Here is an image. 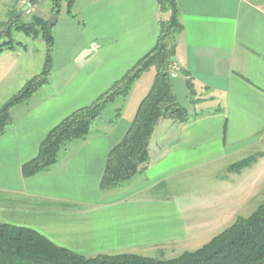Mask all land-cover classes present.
<instances>
[{"label": "crops", "instance_id": "crops-1", "mask_svg": "<svg viewBox=\"0 0 264 264\" xmlns=\"http://www.w3.org/2000/svg\"><path fill=\"white\" fill-rule=\"evenodd\" d=\"M177 3L183 32L175 58L187 77L176 70L171 85L177 102L187 103L189 80L204 114L185 125L160 121L149 143L146 170L100 191L108 153L127 132L152 85L154 73L148 71L125 98L110 103L85 141L62 152L47 172L24 179L21 166L35 158L46 134L104 93L157 38V0H75L71 15L63 6L51 27L48 82L9 110L11 122L0 137V223L33 230L85 257L148 253L169 260L201 248L257 205L264 191V155L239 172L229 168L262 151L264 0ZM51 16L48 10L41 18ZM18 43L0 54V107L43 67L45 52L36 59ZM246 153L252 154L237 160ZM216 165H224L225 175L216 172ZM207 166H212L210 187H222L209 188L205 199L158 195ZM248 170L253 173L246 186L242 179Z\"/></svg>", "mask_w": 264, "mask_h": 264}, {"label": "trees", "instance_id": "trees-1", "mask_svg": "<svg viewBox=\"0 0 264 264\" xmlns=\"http://www.w3.org/2000/svg\"><path fill=\"white\" fill-rule=\"evenodd\" d=\"M74 1L29 0V5L48 2L52 15H59L63 6L71 15ZM157 13V38L150 51L91 104L74 111L46 134L35 158L21 166L24 179L47 172L62 152L74 143L85 141L106 106L116 98H125L132 84L148 71L154 72L152 85L138 104L127 132L108 153L99 183L100 191L117 188L146 170L149 143L160 121L169 120L185 125L200 116L179 105L171 85L174 71L187 77L186 71L172 62L178 38L183 32L177 0H157ZM18 16L0 23V54L20 45L10 38L11 31H15L32 39L40 38L45 43V59L41 71L0 107V137L10 125L9 110L27 102L47 84L52 65L53 39L47 20L33 15L30 22L17 25ZM186 83L191 102H194L191 83L189 80ZM118 116L115 115L114 121ZM263 155L264 133L262 151L230 166L229 170L239 172ZM0 264H264V200L250 216L238 217L230 227L201 248L169 260L126 253L85 257L56 246L33 230L0 223Z\"/></svg>", "mask_w": 264, "mask_h": 264}, {"label": "rangeland", "instance_id": "rangeland-1", "mask_svg": "<svg viewBox=\"0 0 264 264\" xmlns=\"http://www.w3.org/2000/svg\"><path fill=\"white\" fill-rule=\"evenodd\" d=\"M63 9L64 7L61 8V10ZM42 10L45 11V15L42 14L43 12ZM48 10H50V5L48 2H43L41 5L31 6L29 5V0H0V23L8 22L9 20L13 19L15 16L20 15L18 16L16 24L17 25L25 24L31 21V17L33 15H36L39 17H41L42 15L43 17L46 16V14L48 13ZM27 11H29V14L26 13ZM18 13H22V14H18ZM10 38L14 43L21 42L22 44L27 45L28 48L31 50V53H33L36 59H39L40 57L43 58V55L45 52V43L41 39H37V40L28 39L27 40L25 35H23L20 32H15V31H11ZM5 40H6V37H5ZM182 103L184 104L183 106H186V108L188 109L190 113L195 112L198 114H204L203 112H205L204 110L202 111L199 109V107H197V105L200 102L196 99L194 100V102H191L189 100L187 103L184 101ZM182 103L180 102L179 104H182ZM110 107H111V104H108L106 106L105 110L102 113V118L106 117V115L108 114V111L110 110ZM250 154L252 153H249V154L246 153L245 155L238 157L239 159L237 160H242L246 158L247 156H249ZM232 160L233 161H229V162H235L234 160L236 159H232ZM229 164L230 163H228L227 165ZM216 166H218L216 169V172L221 176L225 175L226 170H225L224 165H220V167L219 165H216ZM211 167L212 166H209V167L207 166V167L200 169L198 172H195L192 174H186L180 177L179 178L180 186L177 185V182H174L176 183L175 185H177L176 187L170 190L168 189L167 190L168 192H166V190L165 192L161 191L160 189L157 191L158 195H160L162 198H172L174 200L175 198L179 197L178 199L181 201H187V200L190 201V199L192 198L193 199L197 198L198 200L205 199L209 188L213 187V189L216 188L217 190V187H222L219 185L217 186L214 185L210 187L211 182L207 178V172L211 169ZM252 173H253V170H248L244 174L245 176L243 177L242 180L244 181L246 186L248 182V179L246 181V178L248 175ZM252 181H254V179ZM263 200H264V191L262 195H260V197H257L255 199L254 202L257 203V205L255 207H249L247 210L243 211L240 216L244 218L250 216L254 212L255 208H257V206L261 204ZM139 256L150 257V258H155V259H162L158 255H150L148 253L140 254Z\"/></svg>", "mask_w": 264, "mask_h": 264}, {"label": "water", "instance_id": "water-1", "mask_svg": "<svg viewBox=\"0 0 264 264\" xmlns=\"http://www.w3.org/2000/svg\"><path fill=\"white\" fill-rule=\"evenodd\" d=\"M56 21H57V15H52L47 21V26L48 27H52L55 24ZM172 62L174 64L178 65L177 59L175 57L172 59Z\"/></svg>", "mask_w": 264, "mask_h": 264}, {"label": "built area", "instance_id": "built-area-1", "mask_svg": "<svg viewBox=\"0 0 264 264\" xmlns=\"http://www.w3.org/2000/svg\"><path fill=\"white\" fill-rule=\"evenodd\" d=\"M26 13L29 14V11H27ZM174 70H175V68H174Z\"/></svg>", "mask_w": 264, "mask_h": 264}]
</instances>
